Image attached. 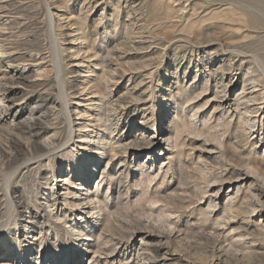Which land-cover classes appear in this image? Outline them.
<instances>
[{
    "label": "rangeland",
    "instance_id": "obj_1",
    "mask_svg": "<svg viewBox=\"0 0 264 264\" xmlns=\"http://www.w3.org/2000/svg\"><path fill=\"white\" fill-rule=\"evenodd\" d=\"M0 6V264H264V0Z\"/></svg>",
    "mask_w": 264,
    "mask_h": 264
},
{
    "label": "bare ground",
    "instance_id": "obj_2",
    "mask_svg": "<svg viewBox=\"0 0 264 264\" xmlns=\"http://www.w3.org/2000/svg\"><path fill=\"white\" fill-rule=\"evenodd\" d=\"M7 1V0H6ZM24 5V4H23ZM2 6V5H1ZM0 6V7H1ZM4 6V5H3ZM48 8V7H47ZM2 9V8H1ZM0 9V10H1ZM3 9H4V7H3ZM6 10V9H5ZM14 10V9H13ZM2 11V13H3V17H5V16H7V14H5L6 13V11H4V10H1ZM11 12V11H10ZM9 12V13H10ZM19 13V12H18ZM14 14V13H13ZM17 14V13H16ZM0 16H2V14H0ZM18 16V15H17ZM16 16V17H17ZM9 17H11V15L9 16ZM13 17V16H12ZM6 19V18H5ZM17 19V18H16ZM4 20V19H3ZM15 20V19H14ZM2 30V29H1ZM1 32H3V31H1ZM0 32V33H1ZM6 35V34H5ZM4 35V36H5ZM17 36V35H16ZM9 37V36H8ZM6 40V39H5ZM13 40V39H12ZM17 40V39H16ZM21 40V39H20ZM4 41V39H2V37H1V39H0V43L1 42H3ZM20 42V41H19ZM19 42H18V44H19ZM20 44H21V42H20ZM13 46V45H12ZM20 46V45H19ZM13 47H11V45H8V44H5V43H3V44H0V61L3 59L4 61H5V64H6V67L7 68H9V75H8V77L9 78H11V79H13V80H15V84H18L19 86H12L11 85V87H9V88H5V93L3 94V97H2V101L5 103H7V105H6V107L7 108H5V111H7L8 110V104H13V101H15V100H17L18 101V99H19V101H21V99L23 100L24 99V93H26V90L24 89L25 87H23V86H25V85H23L24 83V72H25V70H26V68L27 67H29V65L28 64H26L23 60H22V58H21V56H20V54H18L17 52L19 51H17V52H15V50H13L12 49ZM18 48V47H17ZM23 48V47H22ZM37 52H38V49H37ZM36 52V53H37ZM19 53H20V51H19ZM32 53V52H31ZM22 54V53H21ZM25 54V53H24ZM27 54V53H26ZM25 56V55H24ZM28 57V56H27ZM32 57V56H31ZM26 58V57H25ZM36 58V57H35ZM27 59V58H26ZM30 59V58H29ZM33 59V58H32ZM31 63H33V62H31ZM4 64V65H5ZM31 66V65H30ZM5 74V73H4ZM3 78V77H2ZM5 79V78H4ZM7 81H8V79H7ZM21 81H22V83H21ZM228 82V81H227ZM20 84H22L23 86H21ZM30 86V85H29ZM28 89V88H27ZM31 90V89H30ZM4 91V90H3ZM28 93V92H27ZM18 95H20V97L19 98H14V97H16V96H18ZM5 103V104H6ZM16 104V103H15ZM20 104V103H19ZM38 104H36V106H37ZM5 107V106H4ZM32 108V107H31ZM32 110H33V108H32ZM7 113V112H6ZM83 114V113H82ZM14 116H15V114H14ZM37 116V115H36ZM81 116V115H80ZM35 119H37L36 117H34ZM29 119L31 120L32 119V114H29ZM11 120V119H10ZM39 120V119H38ZM28 121V120H27ZM32 122V121H31ZM43 122V121H42ZM41 122V123H42ZM27 123V122H26ZM45 123V122H44ZM22 124H23V122H22ZM25 124V123H24ZM39 124V123H38ZM19 125H21V124H19ZM43 125V124H42ZM47 125V124H46ZM45 125V126H46ZM25 126H27L28 128V130L29 131H34V130H32V125H25ZM44 126V125H43ZM42 126V127H43ZM17 127H19L18 125H17ZM39 127H41V126H39ZM47 128V127H46ZM13 130V129H12ZM38 130H40V129H37V131ZM28 131V132H29ZM36 131V132H37ZM85 131V130H84ZM42 133V132H41ZM89 135V134H88ZM86 138V137H85ZM98 138V137H97ZM30 139H31V137H30ZM46 139V138H45ZM89 139V138H88ZM93 139V138H92ZM92 139H90L89 140V142H92V143H95V144H99V141L98 140H92ZM92 140V141H91ZM100 141H101V139H100ZM24 142V141H23ZM33 142H35V141H33ZM50 142H52L51 140H50ZM41 143V142H40ZM55 143V142H54ZM53 143V144H54ZM106 143V142H105ZM39 144V143H38ZM45 144L46 145H49L48 144V139L45 141ZM94 144V145H95ZM42 145H43V143H42ZM52 145V144H51ZM33 147V146H32ZM35 147V146H34ZM39 147V146H38ZM37 147V148H38ZM102 147V146H101ZM103 148H105V147H103ZM20 149H22V148H20ZM29 150V149H28ZM34 150H36V149H34ZM40 150V149H39ZM103 150V149H102ZM105 150V149H104ZM30 151V150H29ZM31 152V151H30ZM99 153V152H98ZM48 155V154H47ZM99 155H100V153H99ZM11 156V155H10ZM100 158V157H99ZM13 159H15V158H13ZM17 161V160H16ZM5 164V163H4ZM94 165V164H93ZM3 168V167H2ZM93 170V169H92ZM92 170H90V171H92ZM1 172V171H0ZM82 176H83V174H82ZM81 176V177H82ZM90 176V175H89ZM60 181L62 182V183H66V181H68V179H60ZM84 183H86V181H84L83 182V184ZM67 185V184H66ZM63 186V185H62ZM8 191V190H7ZM65 191H66V189H65ZM71 192V191H70ZM66 194H68V192L66 191ZM65 193H64V196L66 195ZM78 195V194H77ZM63 196V195H62ZM89 196V195H88ZM87 195H86V197H85V199H78L77 198V200L76 201H73V202H71V203H69L68 201H67V199L66 198H62L63 199V202L65 203V204H67L68 206H71L72 207V209H77V210H82L80 213H82L83 215H85L86 213L87 214H89L90 216L88 217V219H87V221H85V225L86 226H81L80 227V229L79 230H81L82 232H83V230L84 229H86V227H87V225L90 223V220L92 219V217H93V214H95L94 212H93V210H95L96 208H98L99 207V202L98 201H96V200H98V199H96L95 201L94 200H92V201H94L95 202V205H92L91 204V201H90V199H89V197H88ZM96 196V195H95ZM13 197V196H12ZM47 197H48V195H47ZM52 197V196H51ZM54 197V196H53ZM68 197V196H67ZM76 197V196H75ZM83 197V198H84ZM10 198V197H9ZM48 199V198H47ZM46 199V200H47ZM50 199V198H49ZM73 199V198H72ZM13 200V199H12ZM45 200V199H44ZM56 200H58V198H55V201ZM60 201V200H59ZM47 202H48V200H47ZM23 203V202H22ZM97 203V204H96ZM12 204V203H11ZM15 205V204H14ZM47 205V204H46ZM51 205H49V207H50ZM18 207V206H17ZM46 207V206H45ZM48 207V206H47ZM54 207V206H53ZM71 211V210H70ZM79 213V212H78ZM86 216V215H85ZM11 217V216H10ZM32 217V216H31ZM84 217V216H83ZM61 218V217H60ZM32 220V219H31ZM36 220V219H35ZM28 222H30V221H28ZM34 223H36V222H34ZM2 228V227H1ZM5 228V227H4ZM17 229V228H16ZM72 230H75L74 229V226L72 227ZM30 231V230H29ZM76 231V230H75ZM19 232V231H18ZM77 232V231H76ZM79 233H80V231H79ZM84 234V233H83ZM10 235V234H9ZM151 236V235H150ZM157 236V235H156ZM160 237H162V236H160ZM147 238V237H146ZM159 239V238H158ZM11 240L13 241V246H14V250H15V254H17L18 256H20V264H31V263H34V264H41L40 263V259L38 258V256H33L34 254H37L38 255V251H36L35 250V248H32L33 247V245H30V242H28V244L26 245V246H24V247H22V246H20V242L16 239V237H14V238H12L11 237ZM22 241V240H21ZM29 241V240H28ZM149 241V240H148ZM158 241V240H157ZM149 243V242H148ZM147 244V243H146ZM12 245V244H11ZM149 245V244H148ZM147 245V246H148ZM152 245H154L153 243H152ZM2 246L4 247V253L3 254H5V253H8V252H10V250H11V248H10V245L8 246L6 243H2ZM144 246H145V244H144ZM150 246V245H149ZM151 247V246H150ZM158 249V248H157ZM13 250V249H12ZM38 250V249H37ZM31 251H33V252H31ZM9 255V254H8ZM16 255V256H17ZM46 256V255H45ZM8 257V256H7ZM204 263V262H203ZM212 263V262H211ZM2 264H9V263H2ZM201 264H202V262H201ZM206 264V263H205Z\"/></svg>",
    "mask_w": 264,
    "mask_h": 264
}]
</instances>
